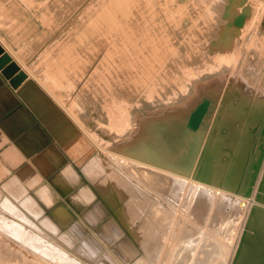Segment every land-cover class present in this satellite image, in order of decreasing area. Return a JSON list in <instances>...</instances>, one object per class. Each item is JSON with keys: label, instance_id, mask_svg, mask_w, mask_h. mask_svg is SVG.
<instances>
[{"label": "rangeland", "instance_id": "obj_1", "mask_svg": "<svg viewBox=\"0 0 264 264\" xmlns=\"http://www.w3.org/2000/svg\"><path fill=\"white\" fill-rule=\"evenodd\" d=\"M9 2L20 13L7 10L3 15L0 10V48L74 121L82 132V148L76 168L80 181L73 172L69 175L73 184L79 182L73 188L52 183L53 192L43 187L37 200L17 184L40 208L38 215L30 210L24 214L7 195L0 197V264H19L15 259L21 258L25 264H60L56 258L63 256L72 259L54 234L66 235L80 220L91 234L114 223L122 233L109 249L127 239L138 251L124 264H135L145 256L138 239L143 230L158 264H167V252L180 233L185 234L181 246L190 249L214 235L220 245L217 259L231 264L264 175L263 160L252 195L245 197L264 139V107L259 108L264 97V0ZM240 15L245 21L238 28L234 20ZM123 32L141 38L134 48L140 56L128 55L134 62L123 57L129 54L121 44ZM104 58L108 65L97 67ZM177 88L189 94L177 99ZM204 100L211 104L199 130L186 129L190 113ZM239 108L242 118L234 121ZM150 121L158 122L164 151L180 156L183 170L187 164L189 186L196 180L204 185L190 190L191 194L184 186L155 198L143 189L137 175L124 174L101 148L119 144L132 150L135 144L130 136L116 141L121 127L143 136ZM170 159L160 163L166 167ZM111 175L119 178L116 188ZM45 193L54 202L47 204ZM187 198L196 209L191 215L184 204ZM60 209L71 216L66 224L56 219ZM186 217L190 226L184 231Z\"/></svg>", "mask_w": 264, "mask_h": 264}, {"label": "bare ground", "instance_id": "obj_2", "mask_svg": "<svg viewBox=\"0 0 264 264\" xmlns=\"http://www.w3.org/2000/svg\"><path fill=\"white\" fill-rule=\"evenodd\" d=\"M100 20H99V24H100ZM130 25L131 24H128L127 27H130ZM145 31L146 30H143L142 32L144 33ZM148 31L150 32L153 31V28L152 27L149 28ZM122 34L123 36L120 39L121 44L122 46L126 47V50H128L129 52V54L125 52L124 53L125 56L123 57L126 58L129 56L139 57L140 56L139 52H136L134 48L136 46L135 43L139 39L141 40V38H133V37L129 38V35L126 34L125 32H123ZM127 60L131 62L135 61L130 57ZM107 65H108V61L106 60V58H104L98 62L97 67H101V66L105 67ZM257 75L258 74L253 73V77H257ZM244 79L247 80L246 77ZM243 82L241 81L240 84V87L242 88H243L242 86ZM256 82H258V80ZM253 85L255 88V84ZM260 88H262V86ZM187 92L189 94L188 90L181 92L177 88L176 93L174 94L176 95L177 98L180 97L181 95L184 96ZM261 104L262 105L259 106L260 109L264 107V97L262 98ZM240 109L241 108H239L236 111L237 114L235 113L234 121L241 120L242 112L239 111ZM184 118L185 116L182 117V119ZM141 121H143L142 118ZM147 125L148 127L146 128L145 132H142L143 136L142 135L139 136L138 132H136L135 135V132L130 131V128L128 126H125L124 128L121 127L119 133L117 134L116 141L117 138L119 140V139H124L126 136L128 137L130 136V138L133 139L135 144L132 150H129L127 146H121L119 144H114L112 148H104V147L101 148H103V151L106 152L107 154L112 155L111 158L113 159L114 162H116V164L124 174H126L129 177H134L135 175H137V177H139L138 182L142 185L143 189H147L151 191L153 193V196H155V198L159 197L160 195L175 193L177 192L178 187L183 188L184 186L187 187L188 194H191V191L193 189L198 188L202 184L204 185L205 184L204 181L196 180L193 182L194 184L192 186L191 185L189 186L188 183L191 182L189 181L190 175L187 169V164H184L186 170L185 169L183 170L182 169L183 159H181L182 161L178 160L180 156H177L178 157L177 158L173 152H170V150L166 152L164 151L162 146H160L161 138H160V130L158 127V122L157 124H155V122L150 121ZM183 126L185 127V125ZM185 128L187 129V127ZM140 133L141 132H139V134ZM188 135H189V131L187 130L186 135H184L183 137L187 138ZM137 137H143V139L138 140L136 139ZM145 138L148 140L147 142H144ZM180 145H183L182 141H180ZM175 147L177 146L175 145ZM178 153L184 155L185 152L184 150H180ZM244 155H245V150L241 149L240 157H242V161L245 160V158H243ZM165 157H171L169 161L167 160L168 165L166 167L163 166L162 163H160V160L164 159ZM2 169L4 170V168ZM90 169L87 170L89 171ZM95 171L97 173V168L94 165V167L92 168L93 174H95ZM112 174L115 175V173ZM113 175H111L112 176L111 182L113 186L116 188L118 185L117 181H119V178ZM71 182L72 184L76 183L74 178H71ZM5 189L10 193V195L7 196L14 202L16 207L20 209L22 208L24 210L23 211L25 212L24 214H27V210H30L35 215L41 213L40 208L30 197L26 195L25 190L21 189V187L17 185V183H13V185L7 184L5 186ZM110 190L108 189L109 193L112 192V188H110ZM84 195L86 196L87 199L88 198L90 199L88 193L84 192ZM227 197L230 198L229 196ZM43 198L47 204H51L52 202H54V197L50 194L45 193ZM184 204L188 215H191L193 211H196L195 208L193 209V207H191L193 205L192 199L187 198ZM254 205L264 206L263 203H260L257 200ZM123 212L120 213L122 214V217L124 216ZM99 213H101V210ZM56 219H58L61 223L66 224L71 219V216L66 209H60L56 212ZM125 221L127 222L128 220ZM39 223L41 226L44 224L42 219L39 220ZM0 225L2 226L3 224L1 223ZM189 226H190V220L188 217H186V219L184 220V224L181 227V230L186 231L187 227ZM15 229L14 232L18 233L17 231H19V229L17 228L18 229L17 231H15ZM143 231L139 232L138 239L142 244L143 250H145V256L142 257V259H139L135 264H158V260L156 257L157 255L154 254L152 251L149 253L150 249L146 245L145 242L146 236L143 235L144 233ZM121 233H122L121 230L114 223H109L105 225L98 233L91 234L89 233V230L85 222L80 220L79 222L73 224L66 231V235L54 234V236L55 235L57 236L58 240L64 243L68 251L71 254H73L72 259H69L67 256H63L60 258L55 257V258L59 259L58 261L60 264H124L129 260L133 259L138 251L127 239L125 241H122L119 245H117L114 250L109 249V245L115 242L121 236ZM184 237L185 234L183 235L181 233L180 236H177L178 241L167 252L168 254L167 264H222V262H220L217 259L220 250V245H219V241L217 240V238H215L214 235H209L206 238H202V244L198 248H193V249H190L189 246H181L180 243L184 241ZM36 245H38V243L37 244L35 243V246ZM75 250H77L78 253H75ZM79 253L85 259H82L80 256H78ZM47 254H51V252L47 251ZM1 257L3 256L1 255ZM15 262H19V264H25L24 263L25 261L22 258L19 261H16L15 259Z\"/></svg>", "mask_w": 264, "mask_h": 264}, {"label": "crops", "instance_id": "obj_3", "mask_svg": "<svg viewBox=\"0 0 264 264\" xmlns=\"http://www.w3.org/2000/svg\"><path fill=\"white\" fill-rule=\"evenodd\" d=\"M0 10L20 13L9 0H0ZM81 148V130L37 80L15 86L0 68V197L10 195L4 187L13 183L37 200L52 183L73 188L79 182L72 184L69 175L80 181Z\"/></svg>", "mask_w": 264, "mask_h": 264}, {"label": "water", "instance_id": "obj_4", "mask_svg": "<svg viewBox=\"0 0 264 264\" xmlns=\"http://www.w3.org/2000/svg\"><path fill=\"white\" fill-rule=\"evenodd\" d=\"M245 17L240 15L234 20V26L241 28L244 25ZM0 68L11 79V83L15 86L20 85L28 77L26 73L14 62L8 54H3L0 48ZM210 101L204 100L189 115L186 127L193 132L199 130L205 116L210 108ZM264 137V128L261 131ZM260 154L257 161L252 165V174L249 187L245 192V197H250L254 190L258 174L264 160V139L259 147ZM256 200L264 204V175ZM231 264H264V206L253 205L248 219L246 221L244 231L242 232L236 253Z\"/></svg>", "mask_w": 264, "mask_h": 264}]
</instances>
